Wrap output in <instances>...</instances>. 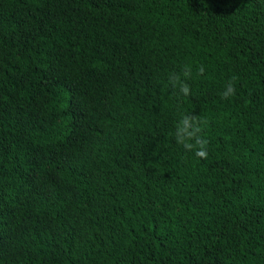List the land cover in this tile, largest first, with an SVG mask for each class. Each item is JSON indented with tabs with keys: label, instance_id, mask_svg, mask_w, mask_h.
Masks as SVG:
<instances>
[{
	"label": "trees",
	"instance_id": "obj_1",
	"mask_svg": "<svg viewBox=\"0 0 264 264\" xmlns=\"http://www.w3.org/2000/svg\"><path fill=\"white\" fill-rule=\"evenodd\" d=\"M0 264H264V0H0Z\"/></svg>",
	"mask_w": 264,
	"mask_h": 264
},
{
	"label": "clouds",
	"instance_id": "obj_2",
	"mask_svg": "<svg viewBox=\"0 0 264 264\" xmlns=\"http://www.w3.org/2000/svg\"><path fill=\"white\" fill-rule=\"evenodd\" d=\"M197 73L203 75L204 67L201 65ZM192 76L190 65H184L179 75L173 74L170 77V83L174 90L183 96L190 95V86L186 83L187 79ZM236 93L235 78L229 79L224 91L220 93L223 100H228ZM202 122L196 115H182L175 124V142L184 148L185 151L193 152L194 156L201 159H206L208 155L207 146L208 139L204 136Z\"/></svg>",
	"mask_w": 264,
	"mask_h": 264
}]
</instances>
